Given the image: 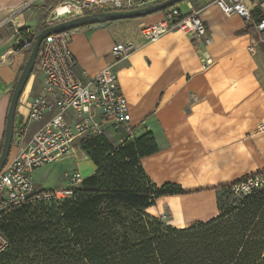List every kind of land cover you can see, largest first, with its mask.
<instances>
[{"label": "crops", "instance_id": "crops-1", "mask_svg": "<svg viewBox=\"0 0 264 264\" xmlns=\"http://www.w3.org/2000/svg\"><path fill=\"white\" fill-rule=\"evenodd\" d=\"M31 1L0 0V150L12 94L25 62L26 51L17 47L16 30L30 25L38 12L39 25L46 24L54 9L47 4L49 0H38L17 12ZM188 1L200 10L213 38L208 47H197L178 31L155 42L145 41L141 30L160 22L163 11L74 30L70 38L80 79L86 81L112 65L118 73L130 105L134 135L151 133L157 145L154 154L141 160L146 176L158 188L173 184L183 191L156 199L147 212L178 229L219 215L222 191L218 187L264 171V34L246 33L249 23L237 16L227 17L214 5ZM178 5L187 10L186 5ZM4 21L12 25H1ZM130 42L134 52L115 61L111 54L114 45ZM203 52L213 61L210 67H205ZM37 80L32 76L20 99L15 135L42 88V83L40 89L35 88ZM40 126L29 122L24 142ZM18 153L13 145L9 162Z\"/></svg>", "mask_w": 264, "mask_h": 264}, {"label": "trees", "instance_id": "trees-1", "mask_svg": "<svg viewBox=\"0 0 264 264\" xmlns=\"http://www.w3.org/2000/svg\"><path fill=\"white\" fill-rule=\"evenodd\" d=\"M94 13L100 11L85 15ZM254 18L261 21L257 15ZM90 27L94 26L79 29ZM48 28L41 25L35 41ZM245 32H254L253 26ZM19 36L28 38V28H21ZM32 49L25 53L18 78ZM36 74L38 62L32 76ZM80 147L96 166L95 174L64 200L3 213L0 234L9 246L0 253V264H264V186L241 197L233 186L247 177L220 186L219 215L178 229L147 212L156 199L183 194L173 184L158 188L146 176L141 160L157 151L151 133L117 145L92 136ZM229 196L241 202L224 210L223 201Z\"/></svg>", "mask_w": 264, "mask_h": 264}, {"label": "built area", "instance_id": "built-area-1", "mask_svg": "<svg viewBox=\"0 0 264 264\" xmlns=\"http://www.w3.org/2000/svg\"><path fill=\"white\" fill-rule=\"evenodd\" d=\"M38 0H32L17 12L29 8ZM55 3L47 26L52 27L63 21L84 16L88 11L114 12L130 11L148 7L166 0H49ZM206 6H216L227 17H240L258 33L264 34V0H201ZM187 10L180 5L163 11V19L141 30L142 38L155 42L162 36L178 31L189 37L197 47H208L213 38L200 16L193 1L185 2ZM257 14L261 21L256 22ZM4 21L1 25L7 24ZM74 31V30H73ZM73 31L47 37L38 54V74L42 77V88L31 101L29 115L16 131L14 144L19 153L6 164L0 173V218L15 208L35 204L50 203L71 197L83 177L79 170L67 175L65 189L41 192L33 181L35 170L70 160L80 149L82 141L92 136H103L115 140L112 131L119 136V142L132 140L136 136L132 126L130 105L123 95L118 73L114 66H108L95 77L86 81L76 73V62L70 49ZM17 47L29 50L35 43V33L28 31V38L19 39ZM133 43H116L111 51L115 61L127 58L134 52ZM253 51V49H252ZM205 67L213 63L203 52ZM29 122L41 123L32 138L24 142L26 126ZM264 186V174L258 173L234 184L233 191L238 196L249 194L253 189ZM7 239L0 234V253L8 248Z\"/></svg>", "mask_w": 264, "mask_h": 264}, {"label": "water", "instance_id": "water-1", "mask_svg": "<svg viewBox=\"0 0 264 264\" xmlns=\"http://www.w3.org/2000/svg\"><path fill=\"white\" fill-rule=\"evenodd\" d=\"M186 1L188 0H166L158 4L130 11L100 12L90 15H84L82 17L63 21L41 32L35 41L30 57L19 76V79L12 94L9 112L7 116L5 139L0 152V173L10 159L14 143L15 121L18 104L32 78L33 71L35 69L36 62L38 59L40 47L47 37L51 35L62 34L68 31L77 30L85 25L96 26L107 24L110 22L128 21L152 16Z\"/></svg>", "mask_w": 264, "mask_h": 264}, {"label": "rangeland", "instance_id": "rangeland-1", "mask_svg": "<svg viewBox=\"0 0 264 264\" xmlns=\"http://www.w3.org/2000/svg\"><path fill=\"white\" fill-rule=\"evenodd\" d=\"M47 4H50L51 6L56 7L55 3H52L51 1H48ZM181 4L183 7H185V3H181ZM39 19H40V13L38 12V14H36L34 18L31 20V24L25 25V27H27L31 32L37 33V31L39 30V27L41 26L39 25ZM44 19H45V15L43 16L40 23H42ZM6 25H12V23H8ZM3 29H6V27ZM35 78L37 80L38 78L37 74L35 75ZM39 78L35 86L36 89H40V86H41L42 77L40 76ZM112 135L115 138V140L113 141H119V136L115 131H112ZM114 144L117 145V143H114ZM77 170H79L83 178L94 175L95 172L97 171L96 166L90 160L86 152L82 150L81 147L80 149H76V154L74 157H72V159L60 161V162H57V163H54V164H51V165L35 170V172L33 173V181L36 186V190L38 191L51 190V189L54 190L56 188L63 189L65 185L68 184V179H67L66 174L68 173V175H70L72 172L77 171ZM76 187L80 188L81 184H78ZM240 202L241 200L236 199L235 197L229 196L223 201L222 206H223V209L225 210L230 207L237 206ZM165 223L167 224V222Z\"/></svg>", "mask_w": 264, "mask_h": 264}]
</instances>
